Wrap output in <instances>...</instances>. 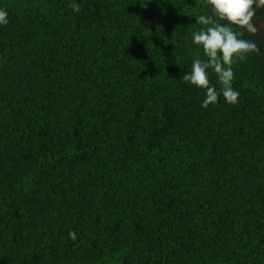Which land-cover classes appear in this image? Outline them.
Segmentation results:
<instances>
[{
    "label": "trees",
    "instance_id": "1",
    "mask_svg": "<svg viewBox=\"0 0 264 264\" xmlns=\"http://www.w3.org/2000/svg\"><path fill=\"white\" fill-rule=\"evenodd\" d=\"M73 2L0 0V264H264V9L204 109L207 0Z\"/></svg>",
    "mask_w": 264,
    "mask_h": 264
},
{
    "label": "clouds",
    "instance_id": "2",
    "mask_svg": "<svg viewBox=\"0 0 264 264\" xmlns=\"http://www.w3.org/2000/svg\"><path fill=\"white\" fill-rule=\"evenodd\" d=\"M207 4L212 14L197 17V24L203 27L192 33V42L202 49L204 58L197 54L190 71L183 76L185 83L206 92L201 103L204 109L218 103L221 96L228 104L238 103L240 93L233 86V65L249 54H260L258 44L244 37L245 32L258 33L254 17L258 10L264 9V0H207ZM71 7L77 14L82 10L79 0H74ZM8 23L9 12L0 7V26ZM212 74L221 85L219 90L211 83ZM70 240L77 244L76 232L70 233Z\"/></svg>",
    "mask_w": 264,
    "mask_h": 264
},
{
    "label": "rangeland",
    "instance_id": "3",
    "mask_svg": "<svg viewBox=\"0 0 264 264\" xmlns=\"http://www.w3.org/2000/svg\"><path fill=\"white\" fill-rule=\"evenodd\" d=\"M261 27H263V28H264V24H262V25H261Z\"/></svg>",
    "mask_w": 264,
    "mask_h": 264
}]
</instances>
